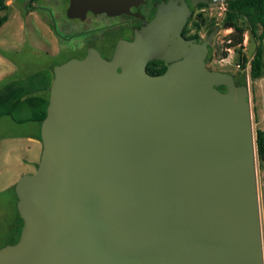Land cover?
I'll return each instance as SVG.
<instances>
[{"label": "water", "instance_id": "obj_1", "mask_svg": "<svg viewBox=\"0 0 264 264\" xmlns=\"http://www.w3.org/2000/svg\"><path fill=\"white\" fill-rule=\"evenodd\" d=\"M189 13L168 0L109 59L89 49L52 67L0 264H263L247 87L206 67L212 32L184 38ZM154 58L167 65L151 75Z\"/></svg>", "mask_w": 264, "mask_h": 264}, {"label": "rangeland", "instance_id": "obj_2", "mask_svg": "<svg viewBox=\"0 0 264 264\" xmlns=\"http://www.w3.org/2000/svg\"><path fill=\"white\" fill-rule=\"evenodd\" d=\"M7 19L0 26V86L12 81H25L35 73L45 74L51 66L64 59L57 54L59 39L56 33H63L66 0H5ZM67 10V9H66ZM223 5L209 4L202 11L206 19L219 23ZM1 14V13H0ZM219 25V24H218ZM219 27V26H218ZM230 28L220 29L210 40L213 49L211 64L238 78L244 76L247 87L252 135L258 126H264L255 118L251 109L250 97L253 80L248 77V62L243 67L237 65L236 53L225 44ZM56 32V33H55ZM264 57V40H263ZM242 54L247 60L253 52V41L245 32L242 36ZM224 51V56L221 52ZM239 63V62H238ZM264 74V69H263ZM262 77V76H261ZM259 77V78H261ZM256 78L254 80H257ZM258 119L259 116L257 115ZM37 124L35 122H15L7 116L0 117V245L6 241L7 227L16 218L15 194L12 185L21 174L31 173L35 169L40 151V140L34 139ZM255 184L257 193L258 217L262 260L264 264V163L254 157ZM0 246V247H1Z\"/></svg>", "mask_w": 264, "mask_h": 264}, {"label": "trees", "instance_id": "obj_3", "mask_svg": "<svg viewBox=\"0 0 264 264\" xmlns=\"http://www.w3.org/2000/svg\"><path fill=\"white\" fill-rule=\"evenodd\" d=\"M35 0H28L33 2ZM223 10L219 23L213 19H206L209 27L212 28L215 23L218 28H230L231 31L226 35L228 42L226 48H232L236 53L237 65L243 67L248 62V77L254 80L263 75L264 57H263V40H264V0H224ZM199 6H202L200 4ZM7 4L5 0H0V26L7 19ZM189 23V20L187 21ZM187 23L184 25V31L188 30ZM219 24V25H218ZM194 30L201 27L197 20L192 21L191 25ZM208 30L206 31V33ZM247 32L253 41V52L249 60L242 54V36ZM197 37V33L192 34ZM213 52V49L211 47ZM222 51L221 55L224 56ZM239 62V63H238ZM162 71V70H160ZM234 77V76H233ZM52 78V71L45 70V74L35 73L25 79V81H12L0 86V117L7 116L15 122H35L39 127L40 121L45 115L47 104L48 86ZM235 84H245L244 76L234 77ZM220 91H224V86L216 87ZM36 138L39 140V130ZM254 148L255 157L260 163H264V127L255 128L254 130ZM36 166V164H35ZM13 189V186L11 187ZM18 220L17 229L21 223V219L16 212ZM11 241H16L13 238ZM13 243V242H12Z\"/></svg>", "mask_w": 264, "mask_h": 264}, {"label": "flooded vegetation", "instance_id": "obj_4", "mask_svg": "<svg viewBox=\"0 0 264 264\" xmlns=\"http://www.w3.org/2000/svg\"><path fill=\"white\" fill-rule=\"evenodd\" d=\"M78 3L69 10L67 13V7L69 6V0H66V9L64 11L65 22L61 27L63 33H56L59 39V45L57 47V54H64V59L60 60L59 64L69 58L81 59L84 57L89 49L96 50L101 57L109 59L113 53L115 44L119 40L130 41L133 39L135 31L140 29L143 21L151 19L159 4L166 3L168 0H142L138 2H129L128 10L113 13H106L104 11H93L91 7V0H76ZM208 2H196L192 4L191 0H184L188 5L189 15L186 18L188 30L184 31L181 35L186 39L200 38L201 41L212 32L211 37L218 32V26L215 23L212 28L208 29L209 24L205 18V13L202 11L209 4H222L224 0H207ZM202 4V6H199ZM78 5V6H77ZM224 7V5H223ZM197 20L201 27L199 30H194L190 25L192 21ZM208 32L206 33V31ZM197 33V37H193L192 34ZM211 40V38H210ZM210 40L206 44L207 52L205 55L204 63L208 69L226 72L211 64L213 52L211 50ZM55 64V65H56ZM167 63L159 59H151L147 61L145 70L148 74L156 75L160 74L166 68ZM54 66V65H53ZM162 70V71H160ZM52 71V66H51ZM232 75V74H231ZM234 76V75H232ZM234 79V77H233ZM18 220L7 227L9 235L2 245L10 244L15 241H11L13 238L17 240L19 230L22 224L17 229ZM1 246V245H0Z\"/></svg>", "mask_w": 264, "mask_h": 264}, {"label": "crops", "instance_id": "obj_5", "mask_svg": "<svg viewBox=\"0 0 264 264\" xmlns=\"http://www.w3.org/2000/svg\"><path fill=\"white\" fill-rule=\"evenodd\" d=\"M253 81H254V84H253L252 91L250 94V97L253 101V104L252 105L250 104V106H251L252 110L256 111V113H254L255 118H257V120H259V123H262L264 121V74L262 75L261 78H259L257 80H253ZM257 115L259 116V119H258ZM257 128H262V127L260 125ZM36 130L38 132V130H39L38 126H37ZM37 132L34 133V137H35L34 139H37L36 138ZM40 148H41V146H40ZM39 153H40V151H39Z\"/></svg>", "mask_w": 264, "mask_h": 264}]
</instances>
